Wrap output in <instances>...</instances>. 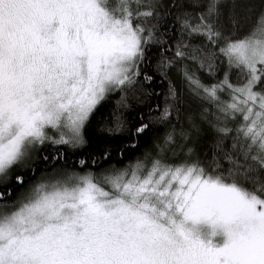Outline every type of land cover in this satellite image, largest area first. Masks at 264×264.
Listing matches in <instances>:
<instances>
[{
    "label": "snow or ice",
    "instance_id": "6c2138e0",
    "mask_svg": "<svg viewBox=\"0 0 264 264\" xmlns=\"http://www.w3.org/2000/svg\"><path fill=\"white\" fill-rule=\"evenodd\" d=\"M226 2L185 0L203 10L195 24L189 12L178 17L203 45L186 53L182 41L175 55L207 65L210 75L217 60L223 65L211 85L185 73L216 108L221 139L211 163L155 158L75 183L40 184L18 208L0 212V264H264V183H257L264 174V14L233 39L215 23ZM155 15L147 0H0V177L45 145L57 149L51 159L58 160L62 146L86 144L97 107L141 78L148 45L158 42L147 26ZM233 70L242 83L230 79ZM142 79L152 83L146 73ZM170 115L165 108L162 118ZM124 125L118 120L109 131ZM148 127L140 124L133 136ZM174 144L169 134L165 146ZM27 182L16 175L18 186ZM12 191H0V202Z\"/></svg>",
    "mask_w": 264,
    "mask_h": 264
},
{
    "label": "trees",
    "instance_id": "16d2710c",
    "mask_svg": "<svg viewBox=\"0 0 264 264\" xmlns=\"http://www.w3.org/2000/svg\"><path fill=\"white\" fill-rule=\"evenodd\" d=\"M147 2L156 7V15L147 22V26L152 29L158 42L148 45L141 73L142 76L144 73L152 76V83H145L141 76L131 87L110 93L85 127L87 142L84 146H62L59 149L62 157L53 160L51 157L57 149L45 145L32 151L22 165L10 171L8 177H0V191L5 188L13 190L10 197L0 202V212L18 208L40 184L51 185L58 181L75 183L79 177L89 174L100 177L128 169L137 161L150 164L153 159L160 158L169 163L186 159L199 161L205 166L211 163L213 155L219 151L216 145L221 139L217 131L220 125L215 120L216 108L196 94L185 73L205 85H211L222 78L223 65L217 60L214 74L210 75L207 65L201 68L198 61L175 55L177 45L182 41L190 45L184 49L186 53L191 51V46L203 45V38L188 37L181 28L184 12L192 14L193 24L198 22L196 17L203 10V3L194 7L186 6L185 0ZM173 2L179 7L173 9ZM261 14H264V0H227L215 23L224 34L239 39L251 31ZM230 79L233 83L243 82V77L236 70L232 71ZM170 89L175 90V98ZM222 99L227 100V95L222 94ZM165 108L171 111L167 119L162 118ZM118 120L125 122L124 128L110 132L109 129H114ZM142 123H147L148 129L142 136L134 137L133 130ZM228 126L234 127V122H228ZM169 134L174 136L176 144L165 146ZM232 142V135L224 138V148L229 149ZM161 148L166 150L162 152ZM189 148L190 155L187 151ZM105 150L108 152L107 158L103 155ZM42 155L49 156V160L41 161ZM221 163L224 169L229 166L226 161L221 160ZM20 173L26 174L29 181L22 187L15 183V177ZM259 175L257 183H264V174ZM244 186L250 190L254 188L252 182H245ZM5 204L8 207H4Z\"/></svg>",
    "mask_w": 264,
    "mask_h": 264
},
{
    "label": "rangeland",
    "instance_id": "374dc122",
    "mask_svg": "<svg viewBox=\"0 0 264 264\" xmlns=\"http://www.w3.org/2000/svg\"><path fill=\"white\" fill-rule=\"evenodd\" d=\"M30 154H31V153H30ZM29 194H30V193H29ZM27 197H29V195H28V196H26V198H27Z\"/></svg>",
    "mask_w": 264,
    "mask_h": 264
}]
</instances>
